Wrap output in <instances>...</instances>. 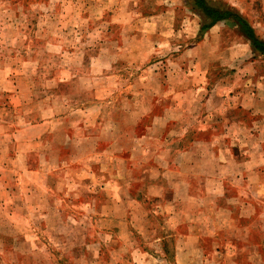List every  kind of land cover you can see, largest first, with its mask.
I'll return each instance as SVG.
<instances>
[{"label":"rangeland","instance_id":"1","mask_svg":"<svg viewBox=\"0 0 264 264\" xmlns=\"http://www.w3.org/2000/svg\"><path fill=\"white\" fill-rule=\"evenodd\" d=\"M214 1L263 40L261 0ZM201 22L188 0H0V264H133L137 247L156 250L127 195L149 193L136 181L147 151L172 143L157 118L185 121V67L224 89L264 75L235 24L201 37ZM44 121L43 137L31 126ZM121 194L126 207L90 210Z\"/></svg>","mask_w":264,"mask_h":264},{"label":"crops","instance_id":"2","mask_svg":"<svg viewBox=\"0 0 264 264\" xmlns=\"http://www.w3.org/2000/svg\"><path fill=\"white\" fill-rule=\"evenodd\" d=\"M261 14L264 19V0ZM207 73L185 67V121L157 118L153 133L172 143L147 151L143 169L149 174L136 181L149 184V193L127 195L139 233L156 249L137 247L133 264H168L169 258L173 264H254L257 250L264 248L255 236L264 237V75L224 89V82H211ZM48 123L31 127L44 137ZM116 197L111 208L90 210L104 215L115 205L126 207L125 195ZM109 221L124 230V221ZM248 249L254 252L242 253Z\"/></svg>","mask_w":264,"mask_h":264},{"label":"trees","instance_id":"3","mask_svg":"<svg viewBox=\"0 0 264 264\" xmlns=\"http://www.w3.org/2000/svg\"><path fill=\"white\" fill-rule=\"evenodd\" d=\"M201 19V36L220 21H231L252 45L255 52L264 56V40L260 39L252 25L237 10L214 0H188Z\"/></svg>","mask_w":264,"mask_h":264}]
</instances>
